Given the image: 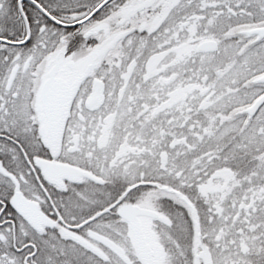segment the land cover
Listing matches in <instances>:
<instances>
[{"label": "snow or ice", "instance_id": "6c2138e0", "mask_svg": "<svg viewBox=\"0 0 264 264\" xmlns=\"http://www.w3.org/2000/svg\"><path fill=\"white\" fill-rule=\"evenodd\" d=\"M0 264H264V0H0Z\"/></svg>", "mask_w": 264, "mask_h": 264}]
</instances>
